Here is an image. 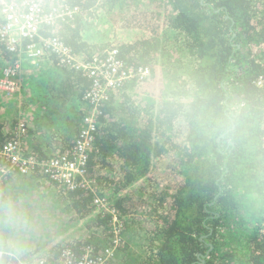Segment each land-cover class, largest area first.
<instances>
[{"label": "trees", "instance_id": "obj_1", "mask_svg": "<svg viewBox=\"0 0 264 264\" xmlns=\"http://www.w3.org/2000/svg\"><path fill=\"white\" fill-rule=\"evenodd\" d=\"M60 1L82 12L44 26V36L58 37L85 61L117 48L127 66L149 67L151 76L123 83L98 106L86 163L90 187L56 189L67 212L45 213L30 198L40 170L15 169L0 184V264L30 260L78 222L85 229L75 228L68 244L78 254L88 245L95 255L116 246L97 196L126 223L124 245L108 264H264V0ZM101 11L115 31L110 41L87 35L89 25L104 26ZM50 59L41 73L23 78L27 94L18 104L50 101L42 106L46 125L27 122L32 134L44 132L27 150L45 159L75 145L93 83L59 66L56 54ZM57 120L64 126L47 133ZM17 121L0 115L1 143L15 135ZM145 177L152 194L136 190ZM142 222L145 239L158 240L150 250H138L140 237L127 234ZM60 248L50 250L52 260Z\"/></svg>", "mask_w": 264, "mask_h": 264}, {"label": "built area", "instance_id": "obj_2", "mask_svg": "<svg viewBox=\"0 0 264 264\" xmlns=\"http://www.w3.org/2000/svg\"><path fill=\"white\" fill-rule=\"evenodd\" d=\"M81 12L79 6L66 1L0 0V57H11V64L7 63L4 68L0 84L8 94L13 95L21 88L19 76L23 59L39 67L43 59L50 58L52 54L58 56L59 66L77 69L93 81L83 96L91 109L73 148L60 151L52 158H39L34 151L27 150L32 133L27 122L19 121L15 135L6 142H0V184H4L15 169L24 173L37 169L41 171V179L53 183L61 192L90 187L86 163L98 131V106L123 83L151 76L149 67L127 66L119 57L117 48L109 47L105 55H96L85 61L58 37L42 34L44 26L58 20L73 19ZM262 82L263 79L259 78L258 84ZM94 202L99 210L110 213V232L116 246L95 255L91 245L84 247L80 254L74 247L66 245L53 260L50 250L46 249L22 264H108L116 247L121 243L124 245L126 223L119 210L103 198L97 196ZM1 255L2 251L0 258Z\"/></svg>", "mask_w": 264, "mask_h": 264}, {"label": "rangeland", "instance_id": "obj_3", "mask_svg": "<svg viewBox=\"0 0 264 264\" xmlns=\"http://www.w3.org/2000/svg\"><path fill=\"white\" fill-rule=\"evenodd\" d=\"M104 15H99L97 21H99V23H102L104 26L100 25V27L92 24L88 26V30H87V35L89 37L92 38H97L99 40H107L109 37L108 41L112 40V35L114 34V30L110 29V24H108L107 22H105V16L106 13L103 11ZM185 63V72L183 73V75L187 78L188 74H187V61L184 60ZM6 63H4V65L2 67H0V70L6 67L5 66ZM189 65V62H188ZM188 68H191V66H188ZM52 68L46 69V72L50 71ZM3 70H2V74H3ZM1 72V71H0ZM2 74L0 75V81L2 79ZM19 82L21 84V88L20 90H18L17 92H15L13 95L8 94V92H6L5 89L2 88L1 84H0V115H7L8 117H18V121H25V122H29L32 124V127L36 124H40V127L46 125L48 123L47 119H46V113L44 111V106L43 104L48 103L50 101H46L45 98H43V100L39 103H36L35 101H30L28 103H26V107L27 108H22L19 105L18 108V104L19 101L18 99L20 98V96H24L27 94L26 93V86L23 82V76H19ZM5 99V100H4ZM42 106L44 108H42ZM86 105H84L83 103V107L82 109L85 111L86 110ZM20 112V113H19ZM21 115V116H20ZM38 119V120H37ZM31 120V121H29ZM64 126V124H62V126L60 125V123L57 120V123L55 125H52V128H49L50 125H47V133L49 132H54L55 130H60L62 127ZM34 128V127H33ZM37 129V128H36ZM43 131H36L35 134H37L35 136V134H32V138L29 142V144L31 143V146H35V140L40 137L41 135L44 134L41 133ZM61 134V133H60ZM42 138V137H41ZM162 169V168H161ZM40 178V179H39ZM149 177H145L144 179L139 180L138 182H136L134 185L136 186V190H138V188H141V191H146V193H153V187H154V183L149 180ZM37 183L34 184V187H38L35 190L38 191V193H35L34 195L32 194V196L30 197L32 199H34V201L37 203L38 206H40L43 210H45V213L47 212L46 210H48V207H50L51 211H48L51 214H56V212L62 211V212H67V208H68V200L63 198L58 190V194L56 193L55 189H54V185L52 183L46 182L45 180L41 179V177H38L36 179ZM155 181V180H153ZM132 186V188H134L135 186ZM143 186V187H141ZM33 187V188H34ZM144 188V189H143ZM155 188V187H154ZM63 194V193H62ZM139 222V221H138ZM84 222H78L77 226L74 227V229L76 228V234L79 232H82L84 228ZM141 225L143 226V228L141 227ZM140 226V230L136 229L133 231H130L129 233H127L128 235L131 234L132 236H134L135 238H139L141 239L140 242H138L137 244H139L140 246L136 245V248L138 250H142L143 248L150 250L152 243L158 244V240L155 239V236H152L150 238H146V231L145 229V225L142 222V224L139 223ZM71 229L70 233L68 235L63 236V238L56 240L55 242H50L49 245H46L45 248L40 249L38 252H44L46 251V249L52 250L53 248L59 249L61 246L59 245H63L62 247L70 244L69 242H72V240L74 239V235H75V230ZM144 238V239H143ZM154 238V241H153ZM132 248H135V245L132 243L131 244ZM61 249V248H60Z\"/></svg>", "mask_w": 264, "mask_h": 264}, {"label": "crops", "instance_id": "obj_4", "mask_svg": "<svg viewBox=\"0 0 264 264\" xmlns=\"http://www.w3.org/2000/svg\"><path fill=\"white\" fill-rule=\"evenodd\" d=\"M103 12L101 11V15H104V14H102ZM98 15H100V14H98ZM99 17V16H98ZM98 23H99V21H98ZM22 56H24V55H22ZM4 63H6V65H7V62H6V58H2V57H0V67H2L3 65H4ZM52 64V61H51V59L50 58H47V59H43V61L41 62V64H40V66L39 67H37V66H34L33 64H31L28 60H26V59H23V62H22V67H21V71H20V76H23V78L25 77V76H33V75H38L39 73H41L42 72V70L43 69H45V68H47L49 65H51ZM5 65V66H6ZM2 70L3 69H1L0 71V75L2 74ZM24 99V96H20V98L18 99V101H19V103L22 101ZM19 103H17V104H19ZM60 125L62 126V124L60 123ZM47 128V127H46ZM35 134V133H34ZM37 134H35V136H36ZM33 137V136H32ZM11 178V177H10ZM9 178V179H10ZM8 179V180H9ZM7 180V181H8ZM6 181V182H7ZM5 182V183H6ZM5 185V184H4ZM54 185V184H53ZM54 189H55V191H56V186L54 185ZM60 195L63 197V198H65V199H67L66 198V196H65V194L63 193H60ZM71 229H74V227L73 228H69V230H71Z\"/></svg>", "mask_w": 264, "mask_h": 264}, {"label": "water", "instance_id": "obj_5", "mask_svg": "<svg viewBox=\"0 0 264 264\" xmlns=\"http://www.w3.org/2000/svg\"><path fill=\"white\" fill-rule=\"evenodd\" d=\"M238 97H239V95H238Z\"/></svg>", "mask_w": 264, "mask_h": 264}]
</instances>
